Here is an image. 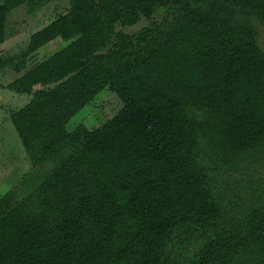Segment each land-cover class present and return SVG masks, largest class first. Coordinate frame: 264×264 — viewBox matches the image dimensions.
<instances>
[{
  "label": "trees",
  "instance_id": "trees-1",
  "mask_svg": "<svg viewBox=\"0 0 264 264\" xmlns=\"http://www.w3.org/2000/svg\"><path fill=\"white\" fill-rule=\"evenodd\" d=\"M22 2H0V45ZM257 24L264 0H69L32 32L23 56L68 42L7 84L26 137L55 140L106 87L122 106L0 197V264H264Z\"/></svg>",
  "mask_w": 264,
  "mask_h": 264
},
{
  "label": "rangeland",
  "instance_id": "rangeland-1",
  "mask_svg": "<svg viewBox=\"0 0 264 264\" xmlns=\"http://www.w3.org/2000/svg\"><path fill=\"white\" fill-rule=\"evenodd\" d=\"M68 7L69 0H24L7 15L6 37L0 45V59L11 58L14 63L8 67H0V197L12 189L23 173L32 167H49L48 152L56 143V139L67 132H74L78 137H83L87 131L110 119L122 106L116 94L106 87L69 119L55 140L42 143L34 133L29 135L31 140L26 137L25 128L29 125L24 108L30 96L9 89L7 84L36 61L67 44L68 41L62 37H56L34 55L22 54L27 47L29 35L58 14L65 12ZM164 12V9H160L151 18L142 17L133 26H118L117 29L135 33L152 19H160ZM257 30L258 41L264 51V26L257 24ZM52 84L45 82L35 88ZM257 171L264 176V170Z\"/></svg>",
  "mask_w": 264,
  "mask_h": 264
}]
</instances>
